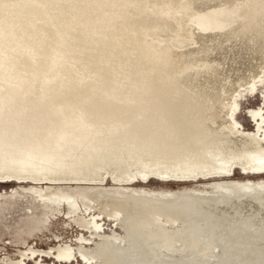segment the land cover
<instances>
[{
    "label": "rangeland",
    "instance_id": "1",
    "mask_svg": "<svg viewBox=\"0 0 264 264\" xmlns=\"http://www.w3.org/2000/svg\"><path fill=\"white\" fill-rule=\"evenodd\" d=\"M56 2V14L64 6L60 15L70 23L61 24L62 40L43 73L37 60H45L48 0H15L14 22L0 43V84L28 88L21 102L13 95L7 100L14 110L0 100V264H215L264 248V76L241 91L231 109L233 135H258L247 146L262 149L263 156L252 159L261 168L247 171L234 162L191 175L164 171L159 133L137 139L116 124L87 120L85 111L89 97L147 93L142 84L158 63L155 46H165L174 27L175 50L195 47L181 34L184 21L165 20L144 5V22L163 21L151 30L124 16L119 0ZM170 5L176 17L187 10ZM239 10L211 11L187 26L224 31L249 17ZM42 109L59 117L54 136L37 124ZM162 131L173 141L172 131Z\"/></svg>",
    "mask_w": 264,
    "mask_h": 264
},
{
    "label": "bare ground",
    "instance_id": "2",
    "mask_svg": "<svg viewBox=\"0 0 264 264\" xmlns=\"http://www.w3.org/2000/svg\"><path fill=\"white\" fill-rule=\"evenodd\" d=\"M14 1L0 0V43L9 36L14 22ZM119 1L124 16L132 19L138 26L143 25L151 30L160 27L163 21L153 19L144 22V5L151 6L153 13L165 20L170 15L177 21L183 20L182 36L193 40L196 45L193 48L175 50L171 46V40L178 29L174 27L167 36L166 45L155 46L156 55L152 56L158 59V63L152 66L154 73L147 78L145 85L142 84V87L148 88V92L133 99L120 100L113 95L108 99L89 97L85 118L104 125L116 124L121 132L131 133L137 139H145L155 131L159 133L160 164L168 168L160 167L164 171L180 169L182 173L191 175L228 169L234 162L244 165L247 171L261 168L252 159L257 160L263 156L262 149L251 150L247 146L249 141L259 140L258 135H233L237 125L231 118V109L235 97L264 76V0ZM48 2L51 3L47 14L49 38L42 51L45 60L41 57L37 60L39 73H43L44 67L49 66L53 52L62 40L61 24L65 26L70 23L60 15L66 9L64 6L58 9L59 16L54 11V7H59L56 0ZM168 5L174 9L184 5L187 10L183 11L181 17H176L175 14H170ZM225 8H240L242 17H249L245 21H237L224 31L203 32L194 26H187L190 19L198 15ZM39 9L44 18L46 10ZM33 22V17L25 18L23 26L28 28ZM99 35L103 40L110 38L108 34ZM110 67L111 65L106 69L111 70ZM31 70L32 67H28L23 75L27 76ZM136 83L141 84V80ZM27 90L28 88H10L0 84V100L5 101L6 111L16 108L11 107L7 101L10 96L12 98L13 95L16 102H21ZM32 99L34 98L30 101ZM72 104L68 103L67 106L74 110ZM42 111L41 120L37 124L41 123L48 128L47 136L56 135L59 117L53 110ZM254 116L257 118V115ZM163 127L173 132V141L165 140ZM43 143V140L39 142L40 145ZM191 152H198L196 155L204 158L194 159ZM20 165L25 167L21 173L28 174L27 165ZM152 167H158L157 161ZM16 168L20 169L19 166Z\"/></svg>",
    "mask_w": 264,
    "mask_h": 264
},
{
    "label": "water",
    "instance_id": "3",
    "mask_svg": "<svg viewBox=\"0 0 264 264\" xmlns=\"http://www.w3.org/2000/svg\"><path fill=\"white\" fill-rule=\"evenodd\" d=\"M215 264H264V248L239 255Z\"/></svg>",
    "mask_w": 264,
    "mask_h": 264
},
{
    "label": "flooded vegetation",
    "instance_id": "4",
    "mask_svg": "<svg viewBox=\"0 0 264 264\" xmlns=\"http://www.w3.org/2000/svg\"><path fill=\"white\" fill-rule=\"evenodd\" d=\"M236 131V130H235ZM234 134V133H233ZM255 136V135H254Z\"/></svg>",
    "mask_w": 264,
    "mask_h": 264
}]
</instances>
